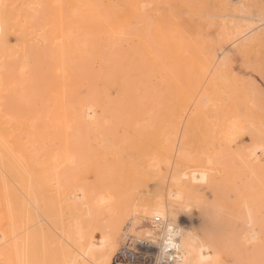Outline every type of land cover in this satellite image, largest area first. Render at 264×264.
<instances>
[{
    "label": "bare ground",
    "instance_id": "1",
    "mask_svg": "<svg viewBox=\"0 0 264 264\" xmlns=\"http://www.w3.org/2000/svg\"><path fill=\"white\" fill-rule=\"evenodd\" d=\"M240 72L264 76V0H0V264H161L168 258L173 264H220L227 242L220 243V229L206 225L209 211H199L201 225L193 226L188 215L187 225L178 224V214L197 203L210 181L208 170L188 176L173 170L166 178L159 164L171 159L183 124V133L203 138L207 126L218 122L220 144L238 139L241 119L248 118L239 117L233 101L242 99L247 109L252 94L237 81ZM42 83L49 91L47 113H57L53 124L28 105ZM79 85L88 99L71 93ZM257 92L264 98V90ZM230 105L238 110H228ZM260 116L250 118L257 125L250 137L256 145L245 158L252 172L264 173ZM100 123L107 127L100 126L106 139L112 123L138 125V131L120 152L98 146L97 156L111 157L98 165L93 188H66L61 175L73 180L77 162L47 148L49 127L76 126L79 135L87 128L89 136L100 134ZM150 181L152 197L138 209L153 230L143 229V239L125 240L134 247L128 248L130 259L116 256L121 230L112 236L108 224L121 214L113 205L122 199L112 189L129 191ZM104 203L110 211L99 207ZM98 207L105 211L100 216L108 211V223L97 218ZM256 234L246 230L242 243L255 242Z\"/></svg>",
    "mask_w": 264,
    "mask_h": 264
},
{
    "label": "rangeland",
    "instance_id": "2",
    "mask_svg": "<svg viewBox=\"0 0 264 264\" xmlns=\"http://www.w3.org/2000/svg\"><path fill=\"white\" fill-rule=\"evenodd\" d=\"M218 76L220 78V73L218 74ZM249 76L250 75H248V74H244V73L240 72L238 77H237V81H239L240 84L243 82L246 84L245 88H246L247 93H248V91L249 92L251 91L252 94H251V92L249 93V94H251V101L247 105L248 106L247 109L244 107L242 99L241 100L238 99V100L233 101L234 103L237 101L235 103V105H238L237 107H238V109H240L239 111L236 112V113L239 112V114H238L239 117H240V115L242 116V114H246L243 117L247 116V118H248V119H245V121L243 119H241L242 123L239 124L240 134L238 136V139L235 140V142H233L234 144L231 143L230 144L231 146L229 144H227L226 142H225V144H224V142H222L223 144H220V142H219V138H220L219 130L220 129L218 128V126H219L218 122H214L215 124L211 123L207 126V132H206L207 134H206V137H203V138H201L202 137L201 134L200 135H197L195 133L192 134V132H189L187 134L183 133V129L185 127V124H183L184 126L182 125L177 130L176 139H178V140L176 141L175 146H174V148L176 150L174 149L175 151L172 152L171 159L170 160L166 159V160H164V162H160V164H159V167L162 166V167H160V172L162 175H165L166 178L171 174V172L173 170H176V172L179 174L182 171V173H185L187 176L191 175V173L196 174L197 171L200 172L201 170L202 171H204L205 169L208 170V171L205 170V172H207L208 175L211 177L210 178L211 182L209 181V178H208V181L205 184H203L204 186H202V187H204V188L201 187L202 189L200 188V190H202V191H200L199 192L200 194H198L200 196V198L199 197H198L199 199L196 198L197 199L196 204H195V202H196L195 199L192 202L190 201L191 203H190V208H189L188 212H186L185 214H184V212H181L178 214V216H179L178 224L184 223V225H187L186 219H188V217H185V216L188 215L192 219L191 221L194 224L193 226H196L198 224L201 225L202 219H200V215H199L200 212L199 211H201V213L204 212L205 214L207 213V211H209L210 213L209 212L208 213L212 214V215L209 216L210 219L208 217V218H206V220L208 219V221H210L211 223L209 224V222L207 221L208 223L206 222V225L207 224L209 226L213 225V226H211V229L213 228L212 229L213 231L215 229H220L221 231L217 232L219 234H221L220 232L223 233L221 236L219 235L220 237L218 236V238L223 239V240L220 239V243L226 244V242H227V246H228L227 247L224 244H223V246L225 248L221 246L222 247L221 249H223V250H220V251H223V252L225 251L226 253L225 252L221 253V257L224 259L221 258L222 262H220V264H264V173L256 172L255 170H253V172H252L251 171L252 165L251 164L248 165V163H249L248 158H245V157L249 156V152H251L255 148V145H256L255 143H252V141H251L252 137L251 136H252L254 130L256 129L257 125H255L256 122H254L253 120L251 121L250 118L252 116L259 117L261 115V113L264 111V98H260L259 97L260 92L259 93L257 92L258 90H260V91L264 90V76L259 77V78L251 77V76L249 77ZM79 86H78V88H75L74 90H72L71 93L78 91L77 92L78 94L73 93L75 96H77V98L88 99L87 98L88 96L85 93L86 88L84 87V85L83 86L79 85ZM239 88H242V86H240ZM38 89H39L38 94L30 99L28 105H30L32 107V111L33 110L36 111L37 116L47 115L49 117L47 123L53 124L55 117H57V113H55L54 111L47 113L48 109L50 108V107L45 106L46 104L49 103L47 100V97L49 96L48 95L49 94L48 88L46 87L45 83H42L38 86ZM110 95L113 97V95H115V94H114V92L111 91L109 93V96ZM112 97H110V98L112 99ZM235 105H230V106H228L230 109L228 107H227V109L230 111H233V110H231V108H233L234 109L233 112H235L236 110H238V109H235L236 108ZM241 107L243 109H241ZM147 109L149 110V108H147ZM23 110L24 109H19V111L22 114H26V112H23ZM228 110H226L225 113ZM249 111H250V114H253V115H247L249 113ZM149 112L151 113V111H149ZM258 114H259V116H257ZM263 116L264 115L262 114L260 117H263ZM40 119L44 120V117L40 118ZM249 120L251 122H249ZM114 125H115L114 123H112L111 125H108V127L110 126V128H109L110 131L107 129L109 131V133H108L109 139L108 138L107 139L102 138L103 134L101 132H105V130L101 131V129L107 128L106 126H104V123H100V125H99V129H100V126L101 127L103 126L100 129V134L97 133V131H94V133H92L94 136L90 135V133L88 136L87 128L85 129V131H86L85 134L79 135L80 133L78 131H76L77 130L76 126H75V128H74V126H73V128L70 127L69 130H64L63 127H60V126L49 127V135H47V137H46V140L49 141L47 148L51 151L52 150L53 151H59L62 156H64L65 154H70L71 156L73 155L72 162L74 161V158H75L74 162H77L76 168H72V167H74L73 165H75V163L73 165L71 163V166H72L71 168L73 169V170H71V172L74 170L76 171V169H77V171L76 172L74 171V174H72V175H74L73 180H72V178L70 180H64L66 178V173H64L61 175L62 177H64L63 179L61 178V180H62V182L65 181L68 183L65 184V182H63V183L61 182L62 185L64 184L65 187L69 188V189H70V183L74 184L75 186L78 185L81 187L87 185V187H89V188H93L91 186H94V184L96 185L97 178L99 176L98 171L100 170V167L106 166V164L109 163L110 157H111V156H108V158L103 159V157H99L96 155L100 145L105 144L106 145L105 149L114 150V151L116 150V151L120 152L123 150V147H125L129 142H131V139L134 137V135L138 131V125L127 124V123H116L117 126H114ZM242 125H245V126L243 127ZM81 126L84 127L85 125L81 124ZM213 127H216V128H213ZM127 128H128V130H127ZM88 129L90 131V128H88ZM99 129H98V132H99ZM111 129H112V131H111ZM213 129H215V130H213ZM208 132H214V133L211 134ZM181 133H182V137H181ZM85 135L88 138L85 137ZM111 136L114 137V139L110 138ZM250 137H251V139H250ZM88 139H90V140H88ZM204 142H206V143L204 144ZM116 143L120 147H118ZM252 144L253 145L255 144V145L253 146ZM119 148H122V149L119 150ZM145 149L149 150V149H151V146L146 145ZM228 149H229V151H228ZM179 150H183V151H179ZM258 150L259 149L256 150V153L260 154V152ZM178 153H179V157L181 155L183 156V157L182 156L180 157L182 159H180L178 157ZM247 153H248V156H246ZM177 157L179 158V160L176 159ZM76 159H77V161H76ZM178 164H180V165H178ZM98 165H100L99 168H98ZM63 169L66 170L65 167ZM166 169H168V170H166ZM79 170H81V171H79ZM78 172H79V174H78ZM189 172H191V173L189 174ZM250 173H253V174H250ZM70 175H71V173H70ZM220 179H222V180H220ZM214 182L216 183L217 188L214 187V186H216ZM249 184H251L252 186ZM66 185H68L69 187ZM144 185H146V186H144ZM134 187H132L129 190L131 193L128 190L126 191V189H124L123 191H121V190L118 191V189L114 190L115 188L112 189L115 193L116 192L122 193L120 195L117 193L118 198H120L122 200L119 201L117 203V205H116V203L113 205V208H117V206L119 205L118 207L120 209L119 211H121V214L120 215H118V214L114 215V216H116V218H112L111 222L108 224L112 236H114V234L118 230H121V232H119V237H118V241H117V246H119V247L117 248L116 256L117 255H121L120 257L126 256L128 259H130V254H128L129 253L128 248H131V249L134 248L133 246H130L131 245L130 242L133 241V239L136 237L142 238V236H143V238H144L143 231L146 229H152L150 224H149V221H148L149 217H147V218L145 217L143 219L140 218L141 214L139 213V211L141 210V207H139V206H140V204H142V202H145L152 197L153 185L151 184V181H150V182H145L143 184H139V186L136 185ZM213 189H215L214 192H213ZM94 191H95V193L97 192L95 189H94ZM126 192H128L127 194H129V196L126 194H125V197L122 196L123 193H126ZM96 194L98 195V192ZM211 194H213V195H211ZM221 194H222V196H221ZM244 197H245V199H244ZM131 198H133V199L131 200ZM218 200L220 203L218 202ZM104 204L99 206V207L104 208L105 206H107V210L110 211L109 210L110 205L107 203H104ZM220 204L223 206H221ZM243 204H245V208L247 209V210L243 209L246 213L241 209L242 208L241 206H243ZM206 205H208V208H206ZM204 206H205V208H204ZM99 207L97 208L98 210L96 212L98 215L96 213H95V215H97L98 219L102 218V220H100L101 223H103V224H105L106 222L108 223V220L110 218L108 211H107V214L109 216V217L107 216L108 218H106L107 214H103L105 217L100 216L101 213H103V212L105 213L106 209L104 208L105 211H104V209L100 210ZM212 207H214V208H212ZM200 208H201V210H200ZM202 209H204V210H202ZM248 209H249L250 213L247 212ZM218 210H221V211H218ZM124 211H125V213H124ZM75 213H77V211H75L74 215L72 214V217H70L72 223L75 222L76 217H78L77 214H79V213H77V214H75ZM123 213H124V215H126V217L122 216ZM242 214L247 215L248 217H245ZM182 215H184V216H182ZM250 215H251V219L249 218ZM216 216H217V218H216ZM111 217H113V215ZM136 217H139V218L137 219ZM70 218H69V221H70ZM133 218L136 220H134ZM146 219H148V220H146ZM213 219L215 220V222ZM200 220H201V223H199ZM246 220H248V221H246ZM249 220L252 222V224H250L251 222ZM134 221H137V222H134ZM246 222H250L248 227H247V225H245ZM134 223H135V225H134ZM212 223H215V224H212ZM129 224H130V226H128ZM140 224H141V226H140ZM131 225H133V226L131 227ZM130 227H131V229H130ZM2 228H6V225H2ZM252 228L254 231L256 230V233H259V234H256L257 239H258V240H256L257 242L255 241L253 243L250 242L251 244L250 243L243 244L241 238H242L244 232L246 230L247 231L251 230ZM241 229H243V230H241ZM126 230L128 232H126ZM131 230H132V232H131ZM157 230L158 229L155 230L156 233H158ZM124 232H126V233H124ZM120 233H122V234L120 235ZM209 234H212V233H209ZM213 235L214 234H212V236ZM125 236L126 237L129 236V237H127L129 239H127ZM125 240L126 241L129 240L130 242H128V243L130 245H127ZM222 241H224V242H222ZM132 245L135 246V244H133V242H132ZM136 248H138V247L136 246ZM224 260H225V263H223ZM6 263L7 262H3V264H6Z\"/></svg>",
    "mask_w": 264,
    "mask_h": 264
},
{
    "label": "built area",
    "instance_id": "3",
    "mask_svg": "<svg viewBox=\"0 0 264 264\" xmlns=\"http://www.w3.org/2000/svg\"><path fill=\"white\" fill-rule=\"evenodd\" d=\"M154 222L157 224V220H154ZM156 224H154V225H156ZM158 230H159V228H158ZM158 233H160V230L158 231ZM160 240L161 239H158V241H160ZM170 250L168 248L165 249V251H167L169 254L172 252ZM161 262H162L161 264H173L172 261H171V258H168L167 260H164V261L162 260Z\"/></svg>",
    "mask_w": 264,
    "mask_h": 264
}]
</instances>
